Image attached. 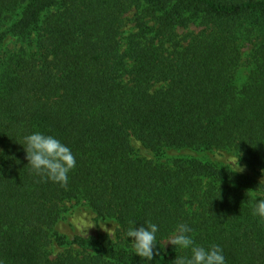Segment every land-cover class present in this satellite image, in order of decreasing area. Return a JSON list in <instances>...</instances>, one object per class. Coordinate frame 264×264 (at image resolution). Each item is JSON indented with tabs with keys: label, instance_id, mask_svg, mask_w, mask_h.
Masks as SVG:
<instances>
[{
	"label": "trees",
	"instance_id": "1",
	"mask_svg": "<svg viewBox=\"0 0 264 264\" xmlns=\"http://www.w3.org/2000/svg\"><path fill=\"white\" fill-rule=\"evenodd\" d=\"M33 131L71 148L66 185L27 166ZM213 151L264 175V0H0V264H146L126 232L149 221L148 264L187 254L180 223L264 264V183ZM69 203L114 237L61 236Z\"/></svg>",
	"mask_w": 264,
	"mask_h": 264
},
{
	"label": "clouds",
	"instance_id": "2",
	"mask_svg": "<svg viewBox=\"0 0 264 264\" xmlns=\"http://www.w3.org/2000/svg\"><path fill=\"white\" fill-rule=\"evenodd\" d=\"M23 149L28 161L27 166L37 175L53 183L66 185L69 173L76 166V157L71 148L53 135L41 131H33L23 137ZM237 171L243 167L237 162ZM264 183V179L260 184ZM254 213L264 217V199L258 201ZM135 225V224H134ZM131 226L126 232V238H132L131 248L134 254L148 264L156 254V234L159 226L152 222L135 227ZM193 229L187 223L178 224L170 234L167 244L186 252L175 258L171 264H226L223 248L216 244L201 246L195 242Z\"/></svg>",
	"mask_w": 264,
	"mask_h": 264
},
{
	"label": "rangeland",
	"instance_id": "3",
	"mask_svg": "<svg viewBox=\"0 0 264 264\" xmlns=\"http://www.w3.org/2000/svg\"><path fill=\"white\" fill-rule=\"evenodd\" d=\"M190 31H196L195 28H190ZM186 32L180 30V33ZM171 155H181L182 152L169 153ZM195 154V153H194ZM196 156L203 157L206 160L213 162H219L225 165L231 166L235 171H237V158L228 152L213 151L206 153H197ZM239 165L243 167V171L237 172L239 174H244L252 176L261 182L264 179L262 175L257 170H253L250 167L239 162ZM67 210L63 213L61 218L56 224V231L63 236L68 241L73 240L76 237L84 238L94 235H107L113 238L116 232V223L112 219L99 218L91 209L85 204H67ZM62 248L54 247V255L62 252Z\"/></svg>",
	"mask_w": 264,
	"mask_h": 264
}]
</instances>
